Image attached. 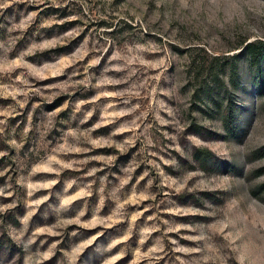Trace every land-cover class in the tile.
Wrapping results in <instances>:
<instances>
[{"label":"rangeland","instance_id":"obj_1","mask_svg":"<svg viewBox=\"0 0 264 264\" xmlns=\"http://www.w3.org/2000/svg\"><path fill=\"white\" fill-rule=\"evenodd\" d=\"M0 264H264V0H0Z\"/></svg>","mask_w":264,"mask_h":264},{"label":"trees","instance_id":"obj_2","mask_svg":"<svg viewBox=\"0 0 264 264\" xmlns=\"http://www.w3.org/2000/svg\"><path fill=\"white\" fill-rule=\"evenodd\" d=\"M251 48H252V45H248V46H247L248 53H249L250 55H253V54H252L253 52H252Z\"/></svg>","mask_w":264,"mask_h":264}]
</instances>
